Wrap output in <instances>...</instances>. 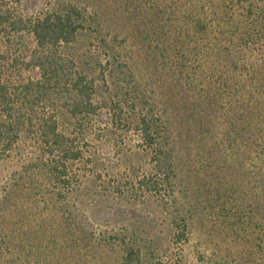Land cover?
<instances>
[{"label":"trees","instance_id":"16d2710c","mask_svg":"<svg viewBox=\"0 0 264 264\" xmlns=\"http://www.w3.org/2000/svg\"><path fill=\"white\" fill-rule=\"evenodd\" d=\"M145 5L164 28L171 26L175 45L189 54L180 65L191 67L195 106L232 127L227 141L243 168L248 158L255 198L264 200V0ZM22 6V0H0V162L17 163L0 180V254L19 233L31 236L35 253L47 250V259L55 257L69 213L67 196L80 178L77 163L103 120L116 137H137L136 145L151 154V171L132 180L128 194L156 196L178 209L173 135L158 86L126 61L120 94L100 96L97 82L107 84L106 73L89 77L66 50L91 28L88 6L41 0L28 8L30 14ZM24 33L30 44L15 43Z\"/></svg>","mask_w":264,"mask_h":264},{"label":"rangeland","instance_id":"374dc122","mask_svg":"<svg viewBox=\"0 0 264 264\" xmlns=\"http://www.w3.org/2000/svg\"><path fill=\"white\" fill-rule=\"evenodd\" d=\"M33 1L22 0L23 13L41 0ZM82 1L91 28L66 50L89 77L106 73L107 84L97 82L100 96L119 91L126 61L158 86L173 135L179 208L128 194L127 185L151 171V154L137 137H116L103 120L77 163L80 178L67 196L55 257L35 253L31 236L18 233L0 264H264V200L255 198L248 158L243 168L227 141L232 127L195 106L191 67L180 65L189 54L175 45L171 26L164 28L145 0ZM22 42L30 44L28 33L15 39ZM16 168L0 162V180Z\"/></svg>","mask_w":264,"mask_h":264}]
</instances>
